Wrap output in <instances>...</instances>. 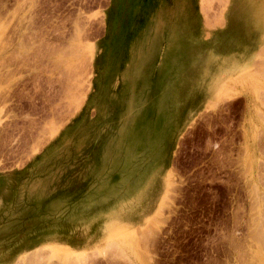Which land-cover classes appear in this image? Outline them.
Segmentation results:
<instances>
[{"label": "rangeland", "instance_id": "rangeland-1", "mask_svg": "<svg viewBox=\"0 0 264 264\" xmlns=\"http://www.w3.org/2000/svg\"><path fill=\"white\" fill-rule=\"evenodd\" d=\"M111 5L0 0V264H264V0ZM172 28L209 69L188 129L194 106L181 119L136 83L140 41L160 51ZM75 44L73 76L57 59ZM113 210L99 251L38 249L62 230L97 247L82 237Z\"/></svg>", "mask_w": 264, "mask_h": 264}, {"label": "crops", "instance_id": "crops-1", "mask_svg": "<svg viewBox=\"0 0 264 264\" xmlns=\"http://www.w3.org/2000/svg\"><path fill=\"white\" fill-rule=\"evenodd\" d=\"M131 1L132 0H112V5L108 10L112 20L120 12L119 8H117V4L120 3L123 5L124 3ZM164 25L166 24L163 22V26ZM181 25L187 26L185 23ZM175 26L177 27L176 24ZM176 29L172 28L169 31V35H166L167 38H164L165 40L161 45L162 49L160 51H157V45H154L152 48L149 43L152 36L140 41L141 46L136 56L138 64L136 69V83L138 89L142 90L147 96L146 98L144 97L145 102L152 99L154 101L153 105L155 106L166 107L169 111L178 109V112H182L181 119L187 114L188 108L194 106L195 112L191 117L192 119L188 122L186 127V129H188L191 122L193 120L195 121V119L205 111V107L211 104V102L209 103L210 98L208 89L204 90L205 86L207 88L206 83L209 81L206 78L209 69H200L198 67L200 60L199 52L196 51V49L198 50V46L194 44L190 36L187 34H177ZM211 79V83L215 87L219 79L217 73H213ZM158 119L161 120L162 117ZM100 206L101 205H98L95 210L102 208ZM126 209H122V214L120 216L127 220L125 221V225L128 227L130 224V219L128 218L136 217L134 216L136 214H129L130 210L126 211ZM116 212H119V210L109 212V221L102 227L98 228V225L93 223L89 232L82 237L92 238L97 242V247L86 250L81 246H78V243H83V241L79 242L80 237L77 238L78 235H75L78 231L72 233L69 230H62V232H59L60 235L53 233L52 235L43 234L42 237H39L38 242H40L42 246L38 249L42 250L46 248L58 251L63 250L64 253L74 255L82 254V252L87 253L90 250L99 251L100 248L107 243V233L109 230L122 225V221L111 222ZM138 217L139 215H137L136 219H138ZM135 226L137 227L138 225ZM32 233L34 232L30 231L23 239L22 243L26 247H29V244L31 245L36 242V239H32Z\"/></svg>", "mask_w": 264, "mask_h": 264}, {"label": "bare ground", "instance_id": "bare-ground-1", "mask_svg": "<svg viewBox=\"0 0 264 264\" xmlns=\"http://www.w3.org/2000/svg\"><path fill=\"white\" fill-rule=\"evenodd\" d=\"M223 2H225V3H227L228 4V2L230 1V0H222ZM261 31V30H260ZM144 37H145V39L146 38H148V37H150V36H148V37H146V34L144 35ZM73 38V37H72ZM254 38H257V37H255V36H253V38L252 39H254ZM76 43V42H75ZM77 43H78V41H77ZM76 43V44H77ZM75 44V45H76ZM80 44V43H79ZM74 45V46H75ZM79 47V45H76L75 47H74V49H71L72 51H71V53L69 54L68 52V57H64V56H66V54H63V52L61 53V55L58 53V52H55V53H57V54H59L58 56V63H60V65L62 66H64L65 67V69L67 70V73L68 74H70V75H73L74 76V74L75 73H77V71H78V69H79V66L81 67V69H83V73H84V71L86 72V70L88 69V65H89V60H90V53H85V54H83V59L81 60L82 62H81V64L79 65V62H78V59H80V58H78V59H76L77 57H76V52H77V50L79 49L78 48ZM83 47V46H82ZM50 48V47H49ZM67 51H69V50H67ZM60 52V51H59ZM94 52V51H93ZM66 53V52H65ZM56 54V55H57ZM62 54L64 55V56H62ZM78 55V54H77ZM52 56V55H51ZM55 56V55H54ZM50 57V56H49ZM108 56H106L105 55V58H104V64H106L107 62H108ZM50 61H52V60H50ZM54 61V60H53ZM80 61V60H79ZM57 62V61H56ZM57 64V63H56ZM102 64H103V62H102ZM60 65L59 66H57V68L58 67H60ZM56 66V65H55ZM62 68V67H61ZM64 68H62L61 70H63ZM61 70L59 71L60 73H61ZM65 71V70H64ZM80 71V70H79ZM81 72V71H80ZM79 72V73H80ZM64 73H66V72H64ZM62 75H63V72L61 73ZM82 75V74H81ZM64 77H65V74H64ZM68 77V75L66 74V78ZM69 77H71V76H69ZM63 78V77H62ZM72 78V77H71ZM70 78V79H71ZM66 80V79H65ZM73 80V79H72ZM71 81V80H70ZM80 82H82V81H80ZM84 82V81H83ZM66 84V83H65ZM80 84H78V86H79ZM66 86V85H65ZM73 88H74V86H73ZM68 90H69V88H68ZM71 91H73V90H71ZM75 91V90H74ZM79 92V91H78ZM77 92V93H78ZM82 98V97H81ZM191 115V114H190ZM189 115V117L188 118H190V117H192V116H190ZM191 119V118H190ZM189 119V120H190ZM188 120V119H187ZM186 120V121H187ZM188 120V121H189ZM263 222V221H262ZM252 224V223H251ZM250 224V225H251ZM261 224L262 223H260V226H261ZM257 225L259 226V224L257 223ZM259 226V227H260ZM257 227V226H256ZM255 228V227H254ZM261 228H263V227H261ZM257 230V229H256ZM263 230V229H262ZM252 231V230H251ZM264 231V230H263ZM257 232V231H256ZM256 232H255V234H256ZM262 232V231H261ZM263 235V234H262ZM256 236V235H255ZM258 237H259V235H258ZM258 239H260V238H258ZM260 241H261V239H260ZM257 242V241H256ZM259 243V242H258ZM263 251H264V248L262 249ZM261 251V250H260ZM260 251H259V254H260ZM259 257H260V255H259ZM261 259V258H260ZM262 261V260H261Z\"/></svg>", "mask_w": 264, "mask_h": 264}]
</instances>
